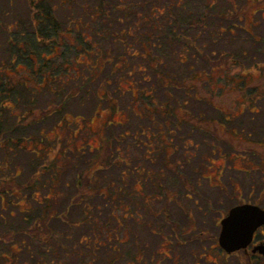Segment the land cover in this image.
I'll return each instance as SVG.
<instances>
[{
  "label": "flooded vegetation",
  "instance_id": "1",
  "mask_svg": "<svg viewBox=\"0 0 264 264\" xmlns=\"http://www.w3.org/2000/svg\"><path fill=\"white\" fill-rule=\"evenodd\" d=\"M38 1L30 0V4H36ZM39 3V6L34 7V13L37 15L34 22L35 38L39 41L37 24H43L40 25L43 26L42 31L50 33L41 35V43L54 48L51 55V58H54L52 73H57L59 66L55 64V59L58 57V47L62 45L64 36H71L74 22L72 26H69L68 21L60 26L53 4ZM135 14L138 15V12ZM163 14L167 16L165 19L168 21L167 25L159 26L166 35L162 45L164 50L162 53L153 54L150 47L161 46V43L157 45L155 41L151 42L150 47L142 46L140 58L145 60V64H138L137 69L140 70L143 65L142 71L148 70L147 77H152L153 80L146 88L132 90L131 121L125 113L122 114V120L112 118V121L108 119L101 121L96 146L89 143L88 139L84 145L83 141L86 138L71 136L65 132L66 129L60 122H55L56 120L52 122L50 127L55 130L51 133L50 140L55 136L60 138L62 148L54 149L52 146L51 155L42 153L38 158L42 162L35 171L36 183L40 182L43 187L49 184L46 191L41 194L35 186L36 183L32 187H35L36 198L39 197L36 201L41 206V211L43 207L48 206H54L55 209L53 214L41 215L35 222L38 230L34 232L37 251L33 264H264V223L252 231L249 239L247 237L251 222L264 216V180L244 183L232 181L228 176L227 182L222 181L228 169L240 173L249 169L250 172L264 175V136L258 139L263 140V143H259V151L252 146V139L256 138L253 126L244 135L234 136L237 125L250 121L238 119L235 121L234 117L237 118L247 110L259 113L260 108L250 103L239 107V104L236 106L234 103L221 102L219 95L222 93H217L219 94L217 99L211 100L209 105H204L200 101L215 88L207 86L199 88L189 83L181 88L185 96L192 97L197 102L190 105L191 109L186 108L188 102L185 98L183 101H176L177 104H171V94L166 91L167 85L161 89L162 97H159V88L153 85L154 82L165 84L170 82L169 88L176 85L168 76V74L174 76L176 73L165 70L164 66L161 67L170 48L168 38L176 36V28L172 27L173 24L170 22L174 13L171 7L160 6L149 9L151 16L145 17L147 20V17ZM193 14H197L196 9L192 12L186 9L181 14L185 21L178 23V30L181 32L194 30L190 39L188 36L184 37L183 33L175 37V40H179V36L188 40L184 50L192 58L197 57V54L202 56L203 50L195 41L207 26L199 25L197 22L199 18H193ZM261 15L264 16V7ZM200 26L203 28H198ZM215 30L213 28V31ZM130 31L131 27L119 28L117 38L123 37L125 32L132 40L135 39ZM20 36H23V33H20ZM150 38L153 39L152 34ZM122 44L125 45V42ZM173 52L171 51L172 54ZM24 53L26 54V51ZM21 57L29 62L32 59L35 63L40 59V56L32 51L23 56L0 55V63L19 61L18 58ZM121 62L124 65V60ZM159 66L162 72L158 70ZM219 68H212L209 75L203 76L201 68L191 65L193 72L189 73L188 77L191 79L195 77V82L196 78H206L205 81L209 83L207 79ZM198 73L201 75H197ZM247 75H251L254 82L263 78L264 73L259 68L258 71ZM1 76L8 78L10 82L5 73L0 72ZM140 78L146 80L144 75ZM2 90L4 95H7L8 87H3ZM239 95L243 99L247 96L246 93ZM5 102L6 99L0 103V142L8 143V140H15L14 138L21 134L31 136L30 132H26V128L32 126L31 124L43 130V125L38 121L41 120L40 117L29 124L26 115H23L22 118L16 119V123H12L6 118L5 114L10 105L6 102L8 105L6 106ZM249 107L253 108L247 109ZM115 109L114 111L120 115L121 110L117 108V103ZM216 110L225 114L226 122L220 121ZM8 114L11 116V113ZM106 121L108 123L104 125ZM128 122H131L132 130H124L118 135H113L112 139L115 142L112 139L106 140L107 136L103 135L106 129L110 126L121 127ZM247 126L244 124L245 129H248ZM262 126L264 128L263 124ZM15 132L20 133L13 136ZM28 142L32 143V139ZM108 143L110 145H107ZM24 146L27 148L26 143ZM86 146L89 147V153H92V149L97 150V153L93 157H88L87 161ZM113 147L116 152L113 162L117 168L116 176H100L98 180L101 187L95 191L102 198L104 202L102 205L112 203L116 214L91 215V206L94 205H86V186L90 187L92 181H97L93 172L104 171L107 170V165L111 166ZM74 148L85 150L82 152L85 156L83 176L76 181L77 188L84 187V196L82 195L80 202L86 207L84 215L79 219L68 214L69 206H73L74 196L68 195L65 191L69 190L70 182L63 179L64 174H69L74 168ZM193 159L202 163L205 161L204 164L207 165L202 166L199 163L197 166H191ZM209 170H212V173H208ZM10 174L13 178L18 177L22 170L15 167ZM43 175L46 177L43 178ZM172 175L182 181L171 182ZM201 176H207V184L199 181ZM11 180L5 185L13 184ZM32 183V180L28 183L25 181L19 187ZM87 192L89 193V189ZM64 198H68V205L59 211L58 207ZM27 201L28 197L21 203L25 204ZM95 206L96 210H100L101 205ZM21 211L27 212L25 209ZM25 217L24 215L23 221H26ZM80 224L82 231H69L72 226L79 227ZM236 237H241V241L238 242ZM12 243L9 247L12 249L15 246L17 249H14V252L20 249L19 244ZM77 245L80 247L76 248ZM101 251H104L103 255ZM3 258L10 261L2 264H13L12 261L16 259L8 254Z\"/></svg>",
  "mask_w": 264,
  "mask_h": 264
},
{
  "label": "rangeland",
  "instance_id": "2",
  "mask_svg": "<svg viewBox=\"0 0 264 264\" xmlns=\"http://www.w3.org/2000/svg\"><path fill=\"white\" fill-rule=\"evenodd\" d=\"M39 2H45L46 5L53 4L60 26L66 24L67 21L69 26H72L74 22L71 36H64L61 41L62 45L58 47V57L55 59V64L59 66L57 73H52L54 58H51V55L54 53V48L49 44L45 46L41 43V35L50 33L42 31L43 26L40 25L43 24H37L39 41L35 38L34 22L37 15L34 13V7L39 6ZM160 6L171 7L174 14L170 22L173 24L172 27L176 28V36L183 33L184 37L188 36L190 39L194 33V30L187 32L178 30V23L185 21L181 14L186 9L191 12L196 9L197 14H193L192 17L199 18L197 20L199 25L206 24L207 26L195 41V44L203 50L202 56L197 54V57L192 58L189 53L187 54L184 50L188 42L186 38H181V36L178 37L179 40H175L176 36L168 38L170 48L166 53L165 63L161 67L164 66L165 70L176 73L174 76L170 74L168 76L170 81L176 83L177 86L169 88L170 82L165 84L159 81L154 82L153 85L158 86L159 92L167 85L166 91L171 94V104H177L176 101L180 102L185 98L188 102L187 109H191L190 105L197 103L192 97L185 96L182 92L181 87L187 83L199 88L205 86L215 88L200 101L204 105H209L211 100L218 98L217 93H222L219 95L221 102L234 103L236 106L239 104V107L248 103L258 106L259 113L247 110L237 118L234 117L235 121L237 119L250 120L244 122L246 126L248 125V129L244 128L243 123L237 125L234 136L244 135L253 126L256 138L252 139V146L259 151V143H263V140L258 139L264 136L262 126L264 125L262 123L264 120V76L253 82V78L247 73L258 71L259 68L264 73V16L261 15L264 0H39L36 4H30V0H0V23L2 24L0 25V55L23 56L33 51L40 56L36 63L32 59L30 62L23 60L22 57L18 58L19 61L0 63V72L5 73L10 79L9 82L8 78L0 77V103L2 104L6 99L7 104L10 105L9 107L5 102L9 108L5 115L12 123H16V119L26 115L29 124L40 117L41 120L38 121L43 125V130L35 124L27 127L26 132H30L31 136L21 134L14 138L15 140H8V143L0 142V264L10 261L8 258V261L3 258L7 254L13 259L16 258L12 261L13 264H33L36 260L37 241L34 235L36 230L30 226H33L41 215L48 216L54 213V206H42L44 209L41 211V206L36 201L39 197L36 198L35 187H32L37 179L35 171L39 169V164L42 162L38 158L42 153L51 155L52 146L54 149L62 148L60 138L55 136L50 140L51 133L55 130L50 127L52 122L54 120L60 122L66 129L65 132L67 131L71 136L86 138L83 141L84 145L88 139L89 143L96 146L101 121L104 119L112 121V118L122 120L124 113L130 121L133 119L130 110L133 99L132 90L146 88L153 80L152 77H147L149 76L148 70L142 71L145 64V60L140 58L143 52L142 46L150 47L151 42L155 41L157 45L161 43V46L150 47L151 52L159 54L164 50L162 45L166 40V35L159 26L168 24L165 19L167 16L163 14L147 17V20L145 18L151 16L149 9ZM136 12L138 15L135 14ZM253 12L256 13L252 15ZM127 27H131L130 33L135 39L132 40L125 32L123 37L117 38L119 28ZM213 28L216 30L213 31ZM20 33H23V36H20ZM150 34L153 39L150 38ZM122 42H125V45ZM91 50L101 52L95 54L91 53ZM171 51H174L173 54ZM193 53H195L194 50ZM122 60H124V65ZM67 61L69 62L65 63ZM138 64H143L140 70L137 69ZM191 65L201 68L203 76L209 75L212 68H220L211 77H207L209 83L205 81L206 78L202 77L196 78L197 82H195V77L194 79L188 77L189 73L193 72ZM158 70L162 72L160 66ZM143 75L146 76V80L140 78ZM3 87H8L7 95H4ZM239 93H246L247 96L243 99ZM159 94V97H162L161 92ZM116 103L117 108L121 110L120 115L114 111ZM250 108L253 107L247 109ZM215 112L221 122H226L223 112L218 110ZM8 113H11V116ZM107 123L108 121L104 122V125ZM132 129L131 122H128L121 127L110 126L103 135L107 136L108 141L113 138V135ZM19 133L15 132L13 136ZM29 139H32V143L28 142ZM112 140L115 142L114 139ZM25 143L31 150L26 151ZM112 145L115 147L114 143ZM114 147L111 166L107 165V170L93 172L97 181H92L90 187L86 186V205H94L91 206V215L116 214L112 203L108 202L110 204L107 206L102 205L101 203L104 202L95 191L101 187V182L98 180L100 176H116L117 168L113 163L116 153ZM88 148L86 146V161L88 157H93L97 153L96 149H92V153H89ZM83 151L85 150L74 148V168L69 174L63 176L64 180L70 182L69 190L65 191L68 195L74 196L73 206H69L68 214L75 216V219L83 216L86 209L83 202H80L82 195L84 196V187H76V181L83 176V157H85L82 154ZM199 163L202 166L207 165L204 164L205 161L202 163V161L193 159L191 166H197ZM15 167L22 170V174L13 178L10 172L12 173ZM208 173H212V170ZM228 176L232 178V181L244 183L264 180V175L255 174L249 169L242 173L228 169L222 181L227 182ZM10 180L14 183L8 187L5 184ZM29 180L33 182L31 185L19 187L25 181L28 183ZM181 181L172 175L171 182L180 183ZM199 181L207 184L208 178L201 176ZM48 185L43 187L40 182H37L35 186L42 194ZM27 197V203H21ZM44 202H46L45 199ZM66 205H68V198H64L58 210H64ZM95 205H101L100 210H96ZM24 209L27 212L21 211ZM24 215L26 221L22 220ZM82 230L81 224L79 227L69 228V231ZM11 242L19 244L20 249L14 252L17 248L13 245L11 249L9 247ZM79 247V245L76 246V248ZM103 252L101 251V255Z\"/></svg>",
  "mask_w": 264,
  "mask_h": 264
},
{
  "label": "water",
  "instance_id": "3",
  "mask_svg": "<svg viewBox=\"0 0 264 264\" xmlns=\"http://www.w3.org/2000/svg\"><path fill=\"white\" fill-rule=\"evenodd\" d=\"M264 214V213H263ZM261 223H264V216L263 217H259L257 220L255 219L254 221L251 222V225H250V228H249V231H247L249 234H247V237L249 239L252 231L258 226L260 225ZM236 240L239 242L241 241V237H236Z\"/></svg>",
  "mask_w": 264,
  "mask_h": 264
},
{
  "label": "trees",
  "instance_id": "4",
  "mask_svg": "<svg viewBox=\"0 0 264 264\" xmlns=\"http://www.w3.org/2000/svg\"><path fill=\"white\" fill-rule=\"evenodd\" d=\"M112 36H115V35H112ZM211 40H212V39H211ZM213 40H214V39H213ZM90 52H91V53H95V54H97L98 52H101V51L96 52L95 50H94V51L91 50ZM87 54H89V53H87ZM30 227L34 228V230H37V229H36V226H35V223L33 224V226H30ZM30 230H31V228H30Z\"/></svg>",
  "mask_w": 264,
  "mask_h": 264
}]
</instances>
